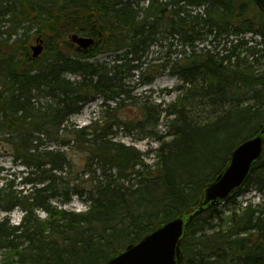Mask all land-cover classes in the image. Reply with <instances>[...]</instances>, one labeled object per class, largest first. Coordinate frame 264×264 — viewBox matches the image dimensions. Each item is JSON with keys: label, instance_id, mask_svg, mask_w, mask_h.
Here are the masks:
<instances>
[{"label": "trees", "instance_id": "trees-1", "mask_svg": "<svg viewBox=\"0 0 264 264\" xmlns=\"http://www.w3.org/2000/svg\"><path fill=\"white\" fill-rule=\"evenodd\" d=\"M30 32L44 42L36 58ZM73 33L94 42L75 49ZM244 33L251 45L231 37ZM206 38L212 49L197 46ZM166 40V53L149 59ZM100 54L114 59L90 60ZM262 60L264 12L253 0H0V145L25 174L20 189L0 186V210L21 211L18 224L0 220V264H99L196 207L264 125ZM135 70L140 86L175 77L174 99L136 98L127 82ZM96 98L98 119L69 124ZM128 105L135 117L121 115ZM193 113L203 123L188 120ZM117 130L158 142L154 162L117 141ZM248 191L261 200L238 199ZM74 196L85 211L62 208ZM181 249L180 264H264V144L241 185L188 222Z\"/></svg>", "mask_w": 264, "mask_h": 264}, {"label": "water", "instance_id": "water-1", "mask_svg": "<svg viewBox=\"0 0 264 264\" xmlns=\"http://www.w3.org/2000/svg\"><path fill=\"white\" fill-rule=\"evenodd\" d=\"M253 1L264 12V0ZM70 40L83 51H87L94 42L92 37L76 33L70 35ZM32 51V57L36 58L42 46L32 47ZM263 144L264 125H261L256 135L244 140L232 151L227 165L204 188L196 207L158 225L138 242L127 244L99 264H180L184 258L181 242L188 222L206 207L226 199L241 185L251 165L260 158Z\"/></svg>", "mask_w": 264, "mask_h": 264}, {"label": "rangeland", "instance_id": "rangeland-1", "mask_svg": "<svg viewBox=\"0 0 264 264\" xmlns=\"http://www.w3.org/2000/svg\"><path fill=\"white\" fill-rule=\"evenodd\" d=\"M29 35H31V37L27 43V46L30 55H32L33 52L32 47H35L37 45L42 46V51L39 56L42 55L44 51L43 39L35 36L33 32H30ZM246 37H249V35H246ZM254 38L257 39V37ZM175 55L176 54H172L171 57H175ZM112 57L113 55L111 54H100L97 55L93 60L103 62L111 60ZM155 57H162V52L159 47H157L156 45H152L150 47V53L148 58L151 59ZM261 66L262 65H258L257 67L260 68ZM179 83L180 82L175 77L163 73L161 75H157L151 83L146 85L140 86L138 85V81L134 79L129 84L130 89L132 90V94L138 99H143V97L149 96V99H153L154 101L169 102L174 99L175 93L168 94L167 91L173 89ZM99 103L100 99H94L84 104L79 113L74 114L70 117L69 124L82 127L87 125L91 121L98 119L101 114V108ZM109 104L113 105L114 103L110 102ZM134 113V109L131 107V105H128L125 108H122L121 110V115L123 117H135ZM160 130L161 132L165 131V124L162 123ZM116 140L126 145L135 146L141 153L144 154L143 158L147 163L152 164L154 162L155 153L153 149L157 148L159 143L154 141L153 139L146 138L144 140H138L136 136L128 135L121 130H117ZM52 147L55 146L52 145ZM149 150H153V152ZM146 152H148V154ZM23 170L24 167L16 164L13 161L12 155L0 145V186L5 181L10 180L16 188L20 189L22 186L19 182L25 175L23 173ZM238 199L251 200L253 203H256L261 200V195L255 193L254 191H248L240 194ZM62 208L67 210H73L76 212H83L87 209V205L83 203L80 199L76 198V196H74L72 201L62 206ZM37 214L40 219H43L45 217V213L42 211H37ZM5 216L9 218L10 223L15 224L20 220L21 212L19 209H14L12 212L9 213L0 210V220L3 219Z\"/></svg>", "mask_w": 264, "mask_h": 264}, {"label": "bare ground", "instance_id": "bare-ground-1", "mask_svg": "<svg viewBox=\"0 0 264 264\" xmlns=\"http://www.w3.org/2000/svg\"><path fill=\"white\" fill-rule=\"evenodd\" d=\"M256 6V5H255ZM256 8L259 10V8L256 6ZM259 11H261V10H259ZM261 12H263V11H261ZM246 35H249V37H246ZM156 37H158V35H156ZM231 37H233L234 39H236V38H238L239 40H242V39H246V40H248V42H247V45H251L253 42H251L252 41V35H251V33H244V34H239L238 35V37H235L234 35H231ZM178 39H174V45L172 46V50H176V49H178V47L180 46H178V41H177ZM70 43L72 44V45H75L74 46V48L75 49H78L77 48V45L76 44H74L73 42H71V40H70ZM169 40H166V41H163L160 45H159V43L158 44H156V46L157 47H159V49L161 50V52H162V56L166 53V51H167V49H168V47H169ZM152 44V41H150V45ZM197 44V46L198 47H204V48H208V49H212L213 48V42L211 41V39L209 38H206V39H204V40H202V41H199V42H197L196 43ZM78 50H82V49H78ZM124 50L125 49H123V50H121V51H119L118 52V54L119 55H121V54H123L124 53ZM222 54H226L227 53V51H220ZM149 53H150V48H149V51H148V53H147V55L149 56ZM172 54H176V53H174V52H172L171 53V55ZM176 56V55H175ZM159 57H155V58H151V60L153 59H158ZM172 58H174V57H172ZM114 59V57H112V59L111 60H113ZM90 60H93V59H90ZM262 64H264V60H262L261 62H260V65H262ZM260 70H262V66L259 68V70H257V71H259L260 72ZM257 73V72H256ZM132 75H134L133 77H131V78H127V82L128 83H130V82H132V80L134 79V80H136V81H138V79H139V75H140V71L139 70H135V71H133L132 72ZM128 76V75H127ZM156 77V76H155ZM154 77V78H155ZM153 78V79H154ZM153 81V80H152ZM96 99H100V103L102 102V100H101V98H96ZM151 100H153V99H151ZM155 102H158V101H155ZM100 103H99V105H100ZM193 115V117L191 118L190 116H189V114H188V116H187V119L188 120H193L196 116H198L199 114H197V113H193L192 114ZM191 115V116H192ZM195 120H196V122H198V123H203V121H204V118H202V117H199V118H195ZM174 126L175 127H180V124H179V122H178V124H174ZM161 127V126H160ZM160 127H159V130H160ZM168 129V128H167ZM167 129L165 128V130H166V132H167ZM169 130V129H168ZM172 138V136H168V138L167 137H165V139H171ZM70 203V202H69ZM52 204H56V202L55 201H52ZM19 222H17V223H15V224H18ZM187 226V225H186ZM185 230H186V228H185Z\"/></svg>", "mask_w": 264, "mask_h": 264}]
</instances>
